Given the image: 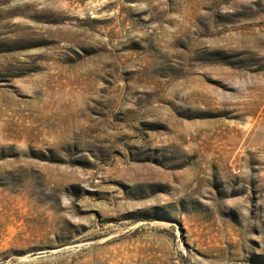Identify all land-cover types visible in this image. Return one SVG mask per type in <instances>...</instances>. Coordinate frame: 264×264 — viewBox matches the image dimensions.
<instances>
[{
    "label": "rangeland",
    "instance_id": "1",
    "mask_svg": "<svg viewBox=\"0 0 264 264\" xmlns=\"http://www.w3.org/2000/svg\"><path fill=\"white\" fill-rule=\"evenodd\" d=\"M0 264H264V0H0Z\"/></svg>",
    "mask_w": 264,
    "mask_h": 264
}]
</instances>
